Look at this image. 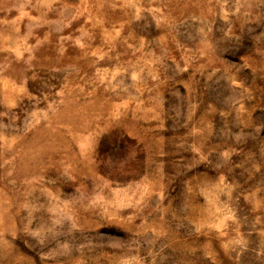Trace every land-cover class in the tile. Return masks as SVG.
<instances>
[{
	"label": "rangeland",
	"instance_id": "1",
	"mask_svg": "<svg viewBox=\"0 0 264 264\" xmlns=\"http://www.w3.org/2000/svg\"><path fill=\"white\" fill-rule=\"evenodd\" d=\"M0 264H264V0H0Z\"/></svg>",
	"mask_w": 264,
	"mask_h": 264
}]
</instances>
